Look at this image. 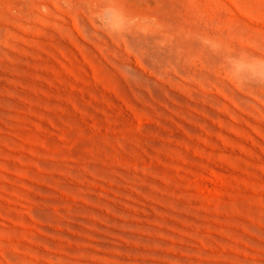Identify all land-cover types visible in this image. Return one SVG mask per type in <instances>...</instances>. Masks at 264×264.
I'll return each instance as SVG.
<instances>
[{
	"label": "rangeland",
	"instance_id": "1",
	"mask_svg": "<svg viewBox=\"0 0 264 264\" xmlns=\"http://www.w3.org/2000/svg\"><path fill=\"white\" fill-rule=\"evenodd\" d=\"M0 264H264V0H0Z\"/></svg>",
	"mask_w": 264,
	"mask_h": 264
},
{
	"label": "clouds",
	"instance_id": "2",
	"mask_svg": "<svg viewBox=\"0 0 264 264\" xmlns=\"http://www.w3.org/2000/svg\"><path fill=\"white\" fill-rule=\"evenodd\" d=\"M122 18L119 16V13L112 12L110 19L106 22L105 19L101 17V23L106 24V26L114 31H118L121 24H122Z\"/></svg>",
	"mask_w": 264,
	"mask_h": 264
}]
</instances>
